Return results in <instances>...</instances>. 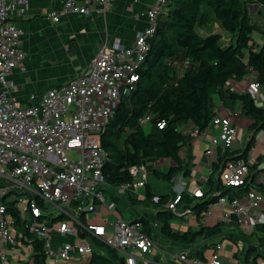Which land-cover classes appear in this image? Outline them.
I'll use <instances>...</instances> for the list:
<instances>
[{
    "label": "built area",
    "instance_id": "2783aa9c",
    "mask_svg": "<svg viewBox=\"0 0 264 264\" xmlns=\"http://www.w3.org/2000/svg\"><path fill=\"white\" fill-rule=\"evenodd\" d=\"M58 10L48 18L58 22L66 15H105L114 0H56ZM264 1V0H263ZM166 0H154L145 12L147 26L138 30L133 42L124 46L118 38L106 40L92 56L86 72L66 84L51 88L28 104L12 95L15 85L9 74L25 70L21 47L23 29L14 23L30 8L29 0H0V264H57L60 259L79 260L99 250L101 241L113 248L119 264L153 262L147 255L158 248L144 224L116 213V202L106 204V194L134 193L139 198L148 176L145 165L129 168L133 180L110 185L104 178L108 159L101 137L121 97L127 96L139 79V71L150 48L149 39L157 29V19ZM92 6L94 8L92 9ZM188 62L186 61L185 64ZM260 84L251 81L246 93L256 100ZM147 114L141 123L150 119ZM210 124L219 128L206 153L214 148L229 149L237 138L230 117L216 114ZM163 127L164 122L158 123ZM250 162L230 160L220 169L219 178L227 187L240 186L249 175ZM174 179V178H173ZM172 179V180H173ZM201 188L188 194L201 197ZM181 193L161 205L178 215L190 213L181 202ZM264 194L250 189L240 199L219 198L229 204L241 227L264 225V213L254 214ZM161 197L151 199L157 204ZM105 209L101 222L94 221L97 207ZM110 216V218H109ZM19 232V233H18ZM19 234V239L17 235ZM38 241L39 248L31 242ZM97 247V250L94 249ZM260 248V247H259ZM218 244L206 261L182 252L180 264H221ZM39 257L42 263H37Z\"/></svg>",
    "mask_w": 264,
    "mask_h": 264
},
{
    "label": "trees",
    "instance_id": "16d2710c",
    "mask_svg": "<svg viewBox=\"0 0 264 264\" xmlns=\"http://www.w3.org/2000/svg\"><path fill=\"white\" fill-rule=\"evenodd\" d=\"M252 3L264 8L263 0H166L158 15L156 32L149 39L150 48L139 71V79L131 93L119 99L101 137L108 157L103 171L108 184L131 182L133 177L128 171L131 166L142 164L147 167L149 162L159 159H168L170 165L166 171L153 168L150 172L156 178L169 182L179 173L189 174L179 152L194 137L184 134L181 128L191 123L197 128V134L202 133L216 115L211 103L214 95L223 103L227 99L239 101L242 113L253 120L251 128L254 133L264 130V107L247 93L224 89L228 81L240 80L250 70L264 87V42L257 44L252 38L256 29L248 8ZM202 8L209 12L202 11ZM209 14H213L229 34L228 43H224L219 34L201 35L197 31V26L202 25ZM260 33L264 34V22ZM147 114L150 119L141 123ZM162 122L164 126L158 127L157 124ZM253 143L254 136L241 153L218 148L213 171L206 181L207 190L195 198L182 194L181 202L201 217L219 198L231 201L246 195L253 187L250 176L256 169L255 163L250 165L249 175L238 187L225 186L219 178L218 167L230 160H247ZM214 187L218 193L209 198ZM153 196L147 185L142 201ZM159 196L161 199L156 205L161 206L167 196ZM177 216L170 210L157 212L161 233L173 241L193 242L197 233L189 230L180 233L171 228L170 223ZM139 220L144 227L147 225L143 218ZM231 222H236L234 216ZM256 230L264 234V225L258 224ZM30 237L37 250L38 241ZM258 241L259 246H264V236ZM97 246L100 251H95L86 264H119L120 257L113 248L101 241ZM36 262L42 263V260L37 257Z\"/></svg>",
    "mask_w": 264,
    "mask_h": 264
},
{
    "label": "crops",
    "instance_id": "0c3cea01",
    "mask_svg": "<svg viewBox=\"0 0 264 264\" xmlns=\"http://www.w3.org/2000/svg\"><path fill=\"white\" fill-rule=\"evenodd\" d=\"M29 1L28 12L14 19V23L24 31L21 47L25 52L23 62L25 70L15 68L9 74L10 81L15 85L12 95L23 104L29 103L31 95L35 100L47 90L60 87L77 74L86 72L90 59L106 40L118 38L122 45H130L136 32L147 26L145 12L149 10L154 0H114L110 10L103 16L94 12L89 15H66L58 22H52L48 18L52 10L59 9L56 0ZM248 8L258 14L262 13V8L257 3H252ZM227 36L230 37L229 34ZM252 38L257 44L264 42L262 33ZM254 79L255 73L250 70L244 78L228 81L224 89L235 93H246L248 84ZM255 101L264 107L263 86H260L259 95ZM211 103L216 114L230 117L232 124L237 127V138L229 148L230 151L241 153L249 139L254 136V143L247 155V160L251 165L255 163L256 167L250 176L253 186L251 189L264 194V130L254 133L251 128L253 120L242 113L239 101L232 102L227 99L226 103H223L217 95H214ZM181 129L184 134L194 137L179 152L189 169V174L179 173L173 180L166 182L164 189L154 191L148 178L156 177L150 171L153 168L166 171L170 165L168 159H159L147 164L146 184L139 191L143 193L142 198L134 193L125 195L116 194L115 191V194L108 192L106 198L116 202V210L119 205L123 206L125 214L122 207L119 208L122 217L143 218L147 222L145 230L153 236L158 245L154 252L147 255L153 262L180 264L175 261V256L182 252L206 261L220 244L221 264H264V246L258 245V239L264 234L256 230V227L255 229L247 228L239 226L236 222L232 223V218L225 220L224 214L231 212L229 204L217 201L211 204L208 211L201 217H198L197 213L190 208V213L178 215L171 221L170 226L173 231L182 233L189 230L197 233L193 242L173 241L161 233V223L157 220V212L160 209H166L153 204L151 199L142 201L145 198L147 185L154 195L167 196L166 202L178 193L188 195L198 188L204 192L207 190L208 176L214 168L213 160L216 158L217 149H221L219 146L215 147L211 156L206 153L209 148H212V138L219 135L217 126L209 124L200 134H197V128L191 123L184 125ZM222 166V164L219 165L218 173ZM214 180H217L216 175ZM217 193L214 187L208 197ZM130 206L137 208L127 212ZM104 211L103 207L98 206L94 213V221L101 222ZM259 212L264 213V197L259 202L258 208L254 210V214Z\"/></svg>",
    "mask_w": 264,
    "mask_h": 264
},
{
    "label": "rangeland",
    "instance_id": "374dc122",
    "mask_svg": "<svg viewBox=\"0 0 264 264\" xmlns=\"http://www.w3.org/2000/svg\"><path fill=\"white\" fill-rule=\"evenodd\" d=\"M251 5V4H249ZM205 11L206 13L209 12L208 9L202 8V11ZM249 13L250 16L252 17V22L254 23V25L256 26V29L253 31L252 33V37H254V35L258 36V33H260V30L263 28V22H264V8H262V13L258 14L256 11L253 12L252 9H249ZM197 31L201 34V35H206V34H210V33H216L219 34L222 41L224 43H228L229 42V38L227 36V33L221 28V26L219 25V22L216 20V18L213 16V14H209L207 15V19L206 21L203 22L202 25H198L197 26ZM148 182H150L152 188L154 191H160L162 189H164V187L166 186V182L165 180H158L156 178H154L153 176H149L148 178ZM110 202V198L106 199V204H108ZM122 207V211H123V206L119 205L118 206V210H115L116 213L118 215L121 216V212L119 210V208ZM136 206H130L129 210H127V212L132 211V209H136ZM123 213L125 214V212L123 211ZM19 233V232H18ZM18 239H19V234L17 235ZM94 249L97 250V247L94 246ZM90 255H84L82 256L81 259L79 260H64V259H60L59 262L57 264H86L87 261L89 260Z\"/></svg>",
    "mask_w": 264,
    "mask_h": 264
}]
</instances>
